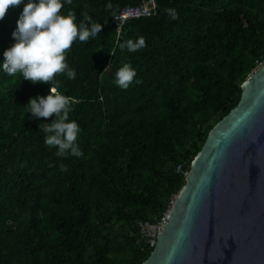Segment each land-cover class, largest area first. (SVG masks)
Masks as SVG:
<instances>
[{"label": "trees", "instance_id": "obj_1", "mask_svg": "<svg viewBox=\"0 0 264 264\" xmlns=\"http://www.w3.org/2000/svg\"><path fill=\"white\" fill-rule=\"evenodd\" d=\"M142 1L71 0L61 10L102 25L67 51L75 79L56 77L81 128V157L44 143L39 124L54 115L26 112L49 86L0 71V264H141L153 247L139 222L170 208L185 183L176 165L190 167L264 61V0H156L155 15L126 21L117 37L112 11ZM22 9L0 20V61ZM139 37L143 48L121 51ZM125 63L139 83L121 89L113 81Z\"/></svg>", "mask_w": 264, "mask_h": 264}, {"label": "water", "instance_id": "obj_2", "mask_svg": "<svg viewBox=\"0 0 264 264\" xmlns=\"http://www.w3.org/2000/svg\"><path fill=\"white\" fill-rule=\"evenodd\" d=\"M241 88L141 264H264V62Z\"/></svg>", "mask_w": 264, "mask_h": 264}, {"label": "clouds", "instance_id": "obj_3", "mask_svg": "<svg viewBox=\"0 0 264 264\" xmlns=\"http://www.w3.org/2000/svg\"><path fill=\"white\" fill-rule=\"evenodd\" d=\"M144 2L147 0L138 4L125 5L117 13L112 11L111 3L107 4V9L112 11L117 37L120 36L126 21L156 14L157 3L155 0V8L148 15L124 19L119 17L123 8L139 6ZM22 3V12L16 21V28L11 33L15 42L3 51L0 71L10 77L19 73L22 79L30 83L41 82L49 86L47 95H37L28 99L26 112L35 118H48L54 115L51 123L39 124L40 130L45 134L44 143L50 147L54 146L58 157H67L68 155L81 157L83 151L78 143V134L81 132V128L75 120L69 119V113L72 111L70 98L58 90L59 81L56 80V77L60 74H66L69 79H75L76 72L69 67L66 61L67 51L77 40L84 43L95 38L100 33L102 25L87 14H84L82 22L77 23L76 15L73 12L63 13L62 8L71 3V0H27L26 3L24 0H0V20L4 18L9 6H17ZM167 12L172 19L177 18L174 9L169 8ZM144 46L143 37L136 40L129 39L119 45L121 51L127 49L128 52H136ZM263 62H260L256 68ZM135 77V69L129 63H125L116 71L113 83L121 89H127L134 82L139 83L138 80L134 79ZM197 154L192 159L188 169H183L179 163L176 165V170L185 176V182ZM62 170L64 169L62 168ZM178 193L171 200L170 208L163 214V216L167 215V220ZM155 243L153 245L149 243V245L154 248Z\"/></svg>", "mask_w": 264, "mask_h": 264}, {"label": "built area", "instance_id": "obj_4", "mask_svg": "<svg viewBox=\"0 0 264 264\" xmlns=\"http://www.w3.org/2000/svg\"><path fill=\"white\" fill-rule=\"evenodd\" d=\"M155 8V0H147L139 6H128L121 10L119 17L124 19L126 17H136L140 15H148ZM167 220V215H164L159 221H144L139 222L140 236L153 245L155 243V237L162 229L164 223Z\"/></svg>", "mask_w": 264, "mask_h": 264}]
</instances>
